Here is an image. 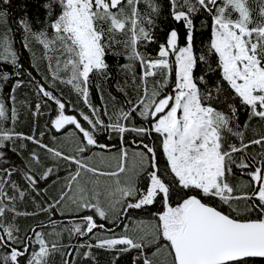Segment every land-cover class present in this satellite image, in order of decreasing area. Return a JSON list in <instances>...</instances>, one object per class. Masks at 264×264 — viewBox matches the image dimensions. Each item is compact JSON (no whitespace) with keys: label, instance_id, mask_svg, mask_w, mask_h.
<instances>
[{"label":"snow or ice","instance_id":"obj_1","mask_svg":"<svg viewBox=\"0 0 264 264\" xmlns=\"http://www.w3.org/2000/svg\"><path fill=\"white\" fill-rule=\"evenodd\" d=\"M0 264H264V0H0Z\"/></svg>","mask_w":264,"mask_h":264}]
</instances>
